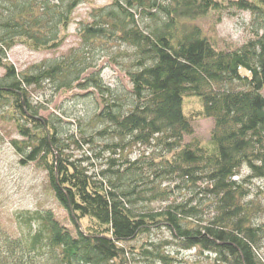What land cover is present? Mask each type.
<instances>
[{"label": "trees", "instance_id": "16d2710c", "mask_svg": "<svg viewBox=\"0 0 264 264\" xmlns=\"http://www.w3.org/2000/svg\"><path fill=\"white\" fill-rule=\"evenodd\" d=\"M86 1L0 0V68L5 71L0 120L13 124L22 139L10 142L20 163L47 172L53 196L77 231L74 236L50 210L22 213L18 219L29 232L14 236L0 229V264H131L136 256L172 264L161 250L169 244L199 249L221 264H263L264 225L254 222L263 210L247 197L249 186L264 180V0H115L95 9L92 23L81 25L82 45L69 55L24 73L8 61L7 53L19 43L35 51L59 50ZM231 8L254 16V39L242 48H220L198 25ZM114 45L134 51L124 53L133 59L127 72L132 90L125 96L104 83L95 62L96 50ZM45 85L56 93L100 96L101 110L92 123L107 126L97 135L164 148L166 156L155 163L160 177L179 178L189 189L200 185L201 195L214 200L215 216L207 225H191L188 218L200 213L191 206L192 197L159 212H138L139 202L152 203L158 194L157 187L148 188L153 182L138 191L144 165L122 171L111 159L107 171L92 173L85 166L88 157L68 153L63 117H46L35 104L32 90ZM185 96L199 97L203 110L184 114ZM200 119L213 121L211 139L184 144ZM147 192L152 197H142ZM164 228L172 234L169 242L127 246Z\"/></svg>", "mask_w": 264, "mask_h": 264}, {"label": "rangeland", "instance_id": "374dc122", "mask_svg": "<svg viewBox=\"0 0 264 264\" xmlns=\"http://www.w3.org/2000/svg\"><path fill=\"white\" fill-rule=\"evenodd\" d=\"M113 1L115 0H87L80 5L73 16V23L69 27L65 44L59 50L35 51L27 45L19 43L7 53L8 61L18 72L24 73L38 64L59 60V58L69 55L70 51L79 49L82 45L79 37L81 25L92 23V14L95 9L110 6ZM253 19L254 16L249 12L231 8L224 10L220 15L209 16V18L200 21L198 25L204 28L206 35L212 38L220 48H242L243 45L254 39ZM100 51L96 50L95 62L99 64L97 71H100L102 80L112 91L117 92L120 96H125L132 90L127 72L133 59L126 57L124 53L133 54L134 51L127 45H114L112 49ZM4 74L5 71L0 68V77H3ZM32 97L36 105L45 109L42 112L44 116L63 117L65 134L69 137L67 138L65 135L62 137V141L70 146L71 150L68 153L74 155L75 159L88 157L89 160L85 166L90 168L92 173L101 174L103 171H107L111 159L121 164L122 171L129 169L134 164L144 165V182L140 183L142 186L138 191H145L146 186L143 184L147 185L153 182L148 188L157 187L158 194L156 195L157 199L152 203L139 202L138 207L136 206L138 212H159L169 205L185 204L192 197L194 202L191 206L197 207L200 213L195 218H188L191 225H207L208 221L215 216L214 200L201 195V191L197 188L200 185L189 189L186 188L185 182L179 178L170 182L166 180L165 175L160 177L161 172L155 163L166 156L164 148L136 146L130 142L131 139L124 142L110 134L97 135V133L105 131V126H107L106 123L105 125L92 123L95 119L94 115L101 110L100 96L94 94L91 96L87 92L79 90L70 93L61 91L56 93L45 85L43 89L32 90ZM183 103V112L188 117L204 108L201 99L197 96H185ZM84 130L87 132L83 135ZM213 130L214 124L211 119L197 120L195 121V134L193 137H186L183 143L197 140L204 144L211 139ZM0 133L4 138L0 142V229L14 236H19L23 232L28 233L29 230L20 224L18 219L20 215L26 212L50 210L63 227L68 228L76 236V228L67 211L60 207L53 196L47 172L36 164L22 165L20 163L21 157L10 143L13 139L22 140L13 124L0 120ZM76 141H78V145H73V142ZM117 145H121V148H117ZM241 175L247 176L248 170H242ZM249 189L247 201L263 210L259 215H254V222L262 227L264 225V180L254 181ZM195 192H198V195L193 197ZM142 195V197L146 195L152 197L150 192L145 195L142 193ZM172 239L170 231L164 228L144 234L127 246L138 249L149 248V243L169 242ZM262 241L259 256L260 262L264 264V238ZM161 250L172 259V264H221L215 260L214 255L202 254L199 249L184 251L179 245L169 244L162 247ZM131 264L162 263L159 261L148 262L143 260V257L136 256Z\"/></svg>", "mask_w": 264, "mask_h": 264}]
</instances>
